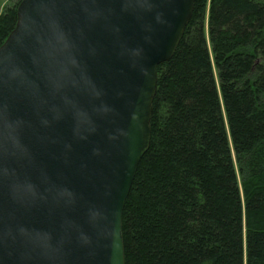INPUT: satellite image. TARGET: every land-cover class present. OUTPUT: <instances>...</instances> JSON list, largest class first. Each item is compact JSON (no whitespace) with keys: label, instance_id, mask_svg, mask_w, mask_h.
I'll return each mask as SVG.
<instances>
[{"label":"water","instance_id":"water-1","mask_svg":"<svg viewBox=\"0 0 264 264\" xmlns=\"http://www.w3.org/2000/svg\"><path fill=\"white\" fill-rule=\"evenodd\" d=\"M196 0H21L0 47V264H126L158 67Z\"/></svg>","mask_w":264,"mask_h":264},{"label":"trees","instance_id":"trees-1","mask_svg":"<svg viewBox=\"0 0 264 264\" xmlns=\"http://www.w3.org/2000/svg\"><path fill=\"white\" fill-rule=\"evenodd\" d=\"M123 235L126 264H264V0H196L158 67Z\"/></svg>","mask_w":264,"mask_h":264},{"label":"rangeland","instance_id":"rangeland-1","mask_svg":"<svg viewBox=\"0 0 264 264\" xmlns=\"http://www.w3.org/2000/svg\"><path fill=\"white\" fill-rule=\"evenodd\" d=\"M10 3V0H0V13L4 10L5 6Z\"/></svg>","mask_w":264,"mask_h":264}]
</instances>
